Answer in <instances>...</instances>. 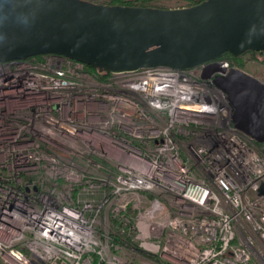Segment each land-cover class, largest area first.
I'll list each match as a JSON object with an SVG mask.
<instances>
[{
  "label": "built area",
  "instance_id": "obj_1",
  "mask_svg": "<svg viewBox=\"0 0 264 264\" xmlns=\"http://www.w3.org/2000/svg\"><path fill=\"white\" fill-rule=\"evenodd\" d=\"M232 67L0 61V264H264V146L213 82Z\"/></svg>",
  "mask_w": 264,
  "mask_h": 264
},
{
  "label": "water",
  "instance_id": "obj_2",
  "mask_svg": "<svg viewBox=\"0 0 264 264\" xmlns=\"http://www.w3.org/2000/svg\"><path fill=\"white\" fill-rule=\"evenodd\" d=\"M264 52V0L162 8L88 0H0V61L54 53L107 72L185 69ZM234 127L264 143V82L237 67L213 79Z\"/></svg>",
  "mask_w": 264,
  "mask_h": 264
},
{
  "label": "rangeland",
  "instance_id": "obj_3",
  "mask_svg": "<svg viewBox=\"0 0 264 264\" xmlns=\"http://www.w3.org/2000/svg\"><path fill=\"white\" fill-rule=\"evenodd\" d=\"M88 1L106 4L109 0H88ZM151 4L153 6L162 7V8H175V7L188 6L185 0H153ZM249 58H251L252 60L253 57L251 55H247L244 58H241V60H239L240 62H238V67L264 82V60L262 61L259 60L262 63H260L258 67V65L257 66L255 65V63L249 61L248 60Z\"/></svg>",
  "mask_w": 264,
  "mask_h": 264
},
{
  "label": "trees",
  "instance_id": "obj_4",
  "mask_svg": "<svg viewBox=\"0 0 264 264\" xmlns=\"http://www.w3.org/2000/svg\"><path fill=\"white\" fill-rule=\"evenodd\" d=\"M153 0H109L106 4H118L124 6H153L151 4ZM187 5H194L203 0H185ZM250 55L258 60H264V52H250ZM84 70L98 79H106L110 72L104 71L97 66H93L90 64L83 63ZM260 146H264L263 144H258Z\"/></svg>",
  "mask_w": 264,
  "mask_h": 264
},
{
  "label": "flooded vegetation",
  "instance_id": "obj_5",
  "mask_svg": "<svg viewBox=\"0 0 264 264\" xmlns=\"http://www.w3.org/2000/svg\"><path fill=\"white\" fill-rule=\"evenodd\" d=\"M247 55H250V52H247L245 53L244 55H241V56H235V55H232L231 53L229 52H224L221 57L223 58H230V59H234L236 62H240L239 60H241L242 56H247ZM257 144H260L259 142L255 141ZM264 145V143H261Z\"/></svg>",
  "mask_w": 264,
  "mask_h": 264
}]
</instances>
